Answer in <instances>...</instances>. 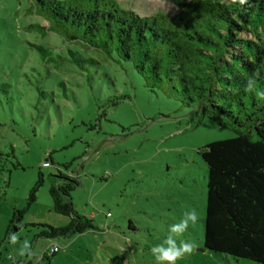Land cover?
Segmentation results:
<instances>
[{"label":"rangeland","instance_id":"374dc122","mask_svg":"<svg viewBox=\"0 0 264 264\" xmlns=\"http://www.w3.org/2000/svg\"><path fill=\"white\" fill-rule=\"evenodd\" d=\"M116 1L143 17L178 13L170 0ZM33 6L0 0V264H157L153 247H167L170 227L192 210L197 222L175 239L194 249L175 264H258L204 245L208 171L200 152L234 134L148 90L132 63L54 33L25 31L47 25L28 14ZM31 44L50 45L65 60L47 64ZM69 49L99 64L66 61ZM40 172L45 183L28 206ZM59 172L79 181L74 208L94 220L96 231L37 238L35 224L70 221L53 210L50 176ZM25 208L26 227L7 238L14 210ZM53 247L59 252L42 261Z\"/></svg>","mask_w":264,"mask_h":264},{"label":"trees","instance_id":"16d2710c","mask_svg":"<svg viewBox=\"0 0 264 264\" xmlns=\"http://www.w3.org/2000/svg\"><path fill=\"white\" fill-rule=\"evenodd\" d=\"M170 1L176 15L143 17L116 0H32L28 14L47 25L29 24L25 31L44 38L54 33L114 62L132 63L148 90L231 131L234 137L211 142L200 152L208 171L204 245L215 254L264 264V99L255 96L256 89L264 91V0ZM31 47L47 64L65 60L50 45ZM68 53L66 61L77 66L99 64L77 50ZM256 71L259 77H253ZM249 77L251 93L244 90ZM51 164L46 160L44 165ZM50 179L53 210L70 221L65 227L35 224L37 238L96 231L94 220L74 208L72 193L79 181L61 172ZM44 183L40 172L28 206ZM25 213L26 208L14 210L7 238L26 227Z\"/></svg>","mask_w":264,"mask_h":264},{"label":"clouds","instance_id":"9594fccd","mask_svg":"<svg viewBox=\"0 0 264 264\" xmlns=\"http://www.w3.org/2000/svg\"><path fill=\"white\" fill-rule=\"evenodd\" d=\"M244 3L245 0H240ZM259 71H256L253 77H259ZM256 84V82H255ZM253 80L249 77L247 80V85L245 87V92H252ZM255 96L258 100L264 99V91L256 89ZM187 218H182L177 224L170 227V232L168 238L165 240L164 245L155 246L152 252L156 258L157 264H175L178 259L183 258L186 254H190L194 249V244L187 241L181 240L179 244L176 243L175 237L182 235L188 228L189 223L195 224L198 220L197 213L195 210L188 212L186 214Z\"/></svg>","mask_w":264,"mask_h":264},{"label":"built area","instance_id":"2783aa9c","mask_svg":"<svg viewBox=\"0 0 264 264\" xmlns=\"http://www.w3.org/2000/svg\"><path fill=\"white\" fill-rule=\"evenodd\" d=\"M58 248L57 247H53L52 249H50L49 251V255H52V253L57 252Z\"/></svg>","mask_w":264,"mask_h":264}]
</instances>
